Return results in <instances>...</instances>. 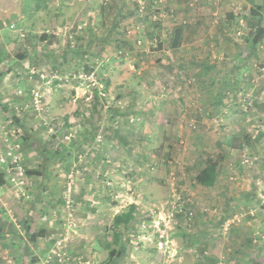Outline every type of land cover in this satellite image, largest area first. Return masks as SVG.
<instances>
[{
	"label": "rangeland",
	"instance_id": "1",
	"mask_svg": "<svg viewBox=\"0 0 264 264\" xmlns=\"http://www.w3.org/2000/svg\"><path fill=\"white\" fill-rule=\"evenodd\" d=\"M120 1L125 3V0L96 1L109 10L105 16L107 22L102 15L91 12L88 0H42L43 9L37 14L22 12L24 0H0V42L12 43L4 48L10 54L7 64L20 54L36 52L29 64L14 62L17 63L15 75L3 85L0 82V97L8 102L0 100V177L6 181L0 189V205H3L0 219L20 225L23 217L18 205L32 200L34 211L39 212L50 204L58 215L62 214L58 218L66 220L68 228H77L78 219L84 221L81 215L84 212L76 206L75 198L87 200L82 190L88 184L89 188L101 189L88 198L97 206L94 216L101 219L97 236L104 239V250L95 255L96 251L84 248L80 264H102L118 249L123 251L122 257L111 264H251L253 261L264 264V135L245 149L237 147L240 134L256 136L259 130L264 132V41L256 45L255 51L249 46L255 24L264 27V16L259 19L255 14L262 0H235L236 3L180 0L186 17L180 13L185 12L183 8L167 13L165 9L169 5L166 6L165 0H158L159 3L154 0L152 4L147 0L148 8L143 12L136 9V0L133 3L126 0L127 13L118 15ZM31 2L33 6L39 1ZM188 12L191 14L187 15ZM185 19L187 22L183 23ZM111 24L114 27L109 29ZM96 25L97 30L91 33L97 37V43L92 48L86 47L90 29ZM180 25H186V38H190L184 47L194 55L186 63L173 62L170 57L156 58L154 51L168 45L169 30ZM85 49L91 51L87 54ZM109 51H112L110 55ZM204 52L214 61L200 63ZM133 60L138 62L136 77L142 88L146 83L153 85L152 90L164 92L176 82V73L185 76L184 84L186 77L187 83L193 80L189 84L194 94L191 102L184 98L175 107H169L171 110L162 112L161 122H168L175 115L179 116L178 123L158 128L151 141L141 133L129 139L125 130L119 133L120 119H114L118 109V114L131 112L132 100L126 97L129 91L125 90L129 86L124 83L132 82L129 78L136 70ZM18 70L20 74H16ZM157 72L161 78L155 79ZM210 91L212 98L218 95L219 109L206 114L199 106H209ZM150 92H139L137 106L152 100ZM6 104L12 107L6 108ZM142 120L140 116L139 121ZM76 122L78 127H73ZM229 134L236 137L233 144L236 149L219 143L221 137ZM153 138L156 140L152 143ZM151 144L158 150L156 159L149 152ZM38 148L51 153L66 150V154L53 156L46 167ZM222 153L230 156L226 166L232 169L220 168V177L210 188L200 184L197 181L200 171L210 160L219 164ZM246 156L250 160L247 163L243 161ZM12 158L25 172L21 185L10 184ZM41 166L48 174L33 176L36 179L32 180L28 171ZM112 172L117 174L114 179L107 177ZM26 183L29 187L48 183L52 186L50 193H54L52 200L40 204L37 186L29 191V197ZM68 186H71L69 194ZM179 196L184 213L178 211L180 204L175 201ZM132 204L139 205L134 211L142 222L130 230L127 246L131 251L125 253L118 235L116 246L109 244L115 234L112 219L120 210H130ZM189 208L193 210L190 219L185 213ZM155 221L160 230H165L164 239L154 227ZM77 231L64 237L70 241L78 235ZM56 233L61 234L59 229ZM3 236L0 264H47L49 255L58 249L66 250L69 255L65 240H61V247L53 245L46 255L42 254L46 250L43 245L36 249L38 254L30 246L33 254L28 250L23 254L13 249L9 252L10 237ZM159 240L170 252L157 249ZM69 257V261L55 264H76L77 258L71 254Z\"/></svg>",
	"mask_w": 264,
	"mask_h": 264
},
{
	"label": "crops",
	"instance_id": "2",
	"mask_svg": "<svg viewBox=\"0 0 264 264\" xmlns=\"http://www.w3.org/2000/svg\"><path fill=\"white\" fill-rule=\"evenodd\" d=\"M24 1H25L24 2L25 6L23 7V10H22V12L24 14H33V13L37 14L40 10L43 9V6L41 5L42 0H38L39 2H37V4H34L35 6L34 5L30 6L32 3L31 2L32 0H24ZM88 1L92 5L89 7H90L91 12L94 13V15H102L104 17V19H105V16L109 15V10L107 8H105L104 5L100 6L96 2L97 0H88ZM146 1L147 0H138V2H137V0H136V3H135L136 7H137L136 9H138V11H139L142 4H144L143 6H144V9L146 11V9L148 8L147 5L145 4ZM148 1L151 2L150 4H152L154 0H148ZM165 1H166V6L169 5V6H167V9H165L167 13L173 12L172 9H174L176 11V8H178V9L183 8L185 10L183 5L179 4L180 0H165ZM181 1H183V2L185 1V3H186V0H181ZM236 1L239 2L240 0H236ZM126 2H127L126 0H125V3L120 1L121 4L119 5V7H117L118 15L127 13ZM131 2L133 3L134 0H131ZM139 2H140V4H139ZM155 2L159 3L158 0H155ZM232 2L236 3L235 0H232ZM242 2H245V0H242ZM104 3H107V2H104ZM42 4L44 5V3H42ZM177 4H179V5H177ZM237 6L240 7V4H237ZM237 6L235 9H238ZM97 7H99L100 10L97 9ZM115 8H116V6H115ZM87 10L89 12V8H87ZM167 10H169V11H167ZM202 12L205 13L204 10H201V13ZM180 13L183 14V17H186V10H185V12L181 11ZM189 14H191V13L188 12L187 15H189ZM154 16L156 17V15H154ZM170 16H174V15L172 13H170ZM186 22H187V19H185L183 23H186ZM174 24H175V22H174ZM109 26L111 27V28L108 27L109 29H112V27H114L113 24H111ZM97 28H98V25L92 27L90 29V33L92 32V30L93 31L97 30ZM103 30H105V29H103ZM178 30L180 31L179 40L177 41L178 44L172 45L173 38L176 34V31H178ZM169 32H170V40H169V42H167L168 45H167V47H163L160 50L154 51L157 53L156 58L170 57V59L172 58L173 62L186 63L187 62L186 60L190 56L194 55V54L191 55L192 50L186 51V48H185L186 42L188 43V39H190V38H188V39L186 38V35H187V33H185L186 32V25L174 26L173 28H171L169 30ZM241 32H242V30L239 29V33H241ZM189 34L191 36L190 31H189ZM96 39H97V37L95 35H92V33L90 35H88V40L85 44L86 47L90 46V48H92V46L95 43H97ZM197 40H198V38L195 37V41H197ZM98 41L102 42L103 39H98ZM11 44H9L8 42L7 43L6 42H0V82H2V85L6 83L5 82L6 79L11 78L12 76L15 75L14 74V71H15L14 68H17V67H14V66L17 65V63L14 64V62H19V63L21 62L23 65L29 64V62H33V60L35 58L34 54H36V52L33 54H31V52H29L28 54L27 53L20 54L19 58L21 60L19 58H17V59L12 60L9 64H7L8 61L10 60V58H9L10 54L7 53L4 48L7 47L8 45H11ZM108 46L111 48L110 44ZM201 46H202V44L199 45V47H201ZM182 47H184V48H182ZM85 51L88 54L91 50L85 49ZM119 51L121 52V50H119ZM111 52L112 51H109L108 54L110 55ZM249 54H250V52H249ZM203 56H204L203 57L204 59L202 61H200V63H203L205 61H207V62L209 61L211 63L212 61H214V60L211 61L209 59V58H211V56L207 52H204ZM233 56L238 57L237 54H233ZM106 58L109 61V57L106 56ZM248 58H249V56L247 57V59ZM135 59H137V58H135ZM164 59H168V58H164ZM133 61H134V66L136 67L135 68L136 70L134 72H132L133 74L131 73L132 76L129 78L132 80V82L130 84L128 82L124 83L125 85L129 86L125 90L129 91V95H126V97H129L132 100V103H131L130 108H129L131 110V112L128 115H126V113L118 114L119 113V109H118L117 110L118 113L116 114L114 119H116L117 121H119V119H120L121 129L119 130V133L120 132L122 133L125 130V132L128 133L127 137L129 139H131V137L136 138V133H141V134H143L145 139H148L149 141H151L152 137L155 135L156 130H158V128H162L165 126L167 127V125L171 126V124H173V123H178V121L180 120V119H178L179 116H175V115H172L170 117V119H168V122H165V120H164V122H161L160 119L162 117V112L164 110L166 112L168 110H171L169 107H171V106L175 107V105L177 103H181L184 100V98H186V102H191L190 99H191V97H193L194 94L192 92V88L189 87L190 86L189 84H192L193 80H190L187 83L188 78L186 77V83L184 84L185 76L183 74L176 73L174 76L176 79V82L174 83V85L172 87L166 88L168 90H166L164 92H160L158 89L152 90L153 85H147L146 83L144 84V86L142 88V86H140V80L137 81V77H136L137 73H138V71H137L138 67L136 66V63L138 64V62L136 60H133ZM151 61H153V59ZM168 61H169V59H168ZM3 65H7V66L4 67ZM23 72L27 73L28 71L23 70ZM146 72L148 75L149 72L148 71H146ZM20 73L21 72L18 70L16 74H20ZM140 73H141V71H140ZM142 75H144V76L146 75L145 71L142 72ZM108 76L110 78L112 77L110 74ZM150 76L151 75H149L148 78ZM156 77L161 78V75L157 72L155 75V79H156ZM20 78H23V77H20ZM192 78L195 80V77H192ZM4 89L6 90L7 88H4ZM146 90L152 91V92H150L151 94H153V95H151L153 97L152 100L147 102L142 107H141V105L137 106L136 101H140L139 92L140 91L141 92L146 91ZM126 91H122V93L126 94ZM168 97L170 99L172 97H174V99L170 100ZM163 99H167V100H163ZM0 100H2L3 103L7 102L2 97H0ZM218 101H219L218 95L215 94L214 97L212 98L211 97V91H210L208 93V98H207V102H208L209 106H205V107L199 106V107L202 111H204V113L206 112V114L207 113L210 114L211 110L215 111V110L219 109L218 105H216V103ZM212 103H214L213 107H212ZM6 105H7L6 108H8V109L10 107H12V105H8V104H6ZM139 107H141V108H139ZM136 108H139V109H136ZM141 109L143 111H141ZM120 115H121V117H120ZM227 115L229 116V114H227ZM140 116L143 117V120H142L143 123H141L142 121H139ZM145 117H147V119H145ZM175 119H176V121H174ZM226 120L228 121V119H226ZM169 121H171V123H169ZM77 123H79V122H76L73 125V127H78V126H76ZM231 123H233V120H231ZM116 125L118 127L117 122H116ZM142 127L144 129H142ZM233 135L234 134H229L228 136L221 137V140L219 143L222 145H226V146H227V144H229L230 145L229 148L233 147L236 149V147L233 145L236 137ZM250 135L252 136V134H249V135L248 134H243V135L240 134V136H239L240 142L237 144V147H239L240 149H245L247 147V145L250 146V144H253L254 142L256 143L257 141H259L260 138H262V136L264 135V132H263V130H259L258 134L256 136H252L254 138V140L250 139V138H252ZM231 136H233V137H231ZM241 136H243L246 140L243 139ZM155 137H157V136H155ZM154 140H156V139L153 138L152 143L154 142ZM78 141H80V139H78ZM147 142L144 141V143H147ZM152 147H153V145L151 144V150H149V152H150L151 156H154L153 158L156 159V156L158 155V150H157V148H152ZM249 149H252V147H250ZM142 154H145V152H142ZM227 160L231 161L230 156H228L227 153L219 154V160H218L219 164L217 163V171H216V173H217L216 177L217 178H216V180L220 177V175H219L220 174V168L225 167L227 169H232V168H229L228 166H226V164L228 163ZM92 168H95L94 165L92 166ZM33 171H37L38 173L37 172L29 173V174H31L30 178H33L32 180L36 179V177H33V176L37 175L38 177L39 176L42 177V176L48 174V172L42 166L36 170H33ZM88 175L91 178L90 172H88L87 176ZM116 176H117V174L112 172L111 174H108L107 177L110 179H114V177H116ZM3 181H5V180H3V176H1L0 177V189L1 190L6 185V181L4 184H2ZM35 186L38 187L39 184H36L33 187H29V185L27 186V192L29 194V197H30L29 191H33ZM53 188H56V187L53 186ZM115 188H117L116 185H115ZM38 190H39L38 191L39 192L38 198H39L40 204L42 201L46 202V204H47L48 199L52 200L54 193H50L52 191V186H48V183H45L42 186L38 187ZM118 190L120 192L122 191V189H117V191ZM100 191H101V189L97 190L94 186L92 188L91 187L89 188V186L87 184L85 190H82V192L86 193L87 200L82 199L79 196L77 198H75L76 199V201H75L76 206H80L81 210L84 212L83 214H81V215H83L84 221L81 218L78 219V222H79L78 227H77L78 229L76 227L68 228L69 225L67 224V221L66 220L65 221L60 220L62 218V216H61L62 214L58 215L55 208L50 206V204H47L46 206H44L43 210L36 212L33 209H31L32 200H30V201L27 200L26 202H23V204L18 205L19 212H20L21 216L23 217L21 222H19L21 227H20V225L15 224L14 221L9 222L7 220V223H5L3 220L0 219V237H3L2 239H4L3 235H8L11 238V241L9 240L10 238H8V241L11 242L9 252L11 251V249H13V251L17 250L19 253L23 254L26 250H28V253L33 254V252L37 253L36 249L39 247V245H43L46 250H44V252L42 254L46 255V254H48L51 247H53V245H56V244L58 245L59 240L57 241V243L55 242V240L62 237L60 240H62V239L66 240L64 245L66 244V247H67L66 249L69 250V255L71 254L72 258H74V259L77 258L78 261L76 262V264H80L79 262H81V259H82L81 256L84 253L83 252L84 248L87 250H90V251L94 250V251H96L95 255H100L102 253V250H104V246H103L104 239L102 237L97 236L98 231H100L98 226L101 223V219L98 216L97 217L94 216V215H97V213H96L97 206L93 205V202H90V200L88 198L89 196L97 195L98 192H100ZM47 194L50 195V198L49 197L47 198ZM23 200H24V198H23ZM50 202H52V201H49V203ZM1 206H3V205H0V207ZM130 206H133V209H132L131 219L128 222H123V223H120L119 225H117L114 222L115 216L117 214L125 212L126 210H122V211L120 210V212H117L116 214L113 215V219H112L113 223L112 224H113L115 234H114V236H112V238L114 239V241H112V243L108 241L110 246H112V244H113V246L114 245L116 246L115 239L117 238V235H118L120 240L122 239L121 240V241H123L122 243H124V245H125L122 247V249H124L125 253H128L129 251H131V249L128 248V246H127V240H128L129 235H130V230L133 227H135L136 223L142 222V218L141 219L139 218V220H137L136 215H135V211H134L136 208L139 207V205L138 204H132ZM112 208H114V207H112ZM1 209H3V207ZM59 216L61 218H58ZM92 216H94L95 218ZM13 222H14V224H13ZM53 223H55L57 225L52 226L51 224H53ZM59 223H62V224L64 223V226H62V224L59 225ZM112 224H111V227H112ZM61 227H63V228H61ZM8 228H11V231L10 230L6 231V229H8ZM57 229L60 230V232H61L60 235H58L59 233H56ZM71 231H77L78 235L73 236L70 239V241H68L67 237L65 238L64 235H67L68 232H71ZM34 233H36L38 236L34 239H31L30 235L34 234ZM116 233H118V234H116ZM108 236H109V238H111L110 235H108ZM19 238H22V241H19V240L15 241L16 239H19ZM21 242H23L22 243V244H24L23 246H20ZM29 246L33 248V252H32V250L29 249ZM21 249H23L24 252H22ZM112 252H114L112 254L113 257L110 258L108 256L107 257L108 260L102 261L101 262L102 264L117 263L118 259L120 257H122L123 251L118 249L117 251L114 250ZM24 256L26 257L27 255L25 254ZM89 259H91V258H89Z\"/></svg>",
	"mask_w": 264,
	"mask_h": 264
},
{
	"label": "trees",
	"instance_id": "3",
	"mask_svg": "<svg viewBox=\"0 0 264 264\" xmlns=\"http://www.w3.org/2000/svg\"><path fill=\"white\" fill-rule=\"evenodd\" d=\"M254 14V12H253ZM257 18L261 19L263 16H264V0H262V2L257 6V9H256V12H255ZM256 25V29L254 30V36H253V40L251 42V45L250 46V49H252V51H255L256 49V45H259V44H262L263 43V39H264V27H261V25H258V24H255ZM255 28V27H254ZM179 35H180V31H176V34L173 38V41H172V45H177V41L179 40ZM248 46V47H249ZM261 46V45H260ZM239 57V56H238ZM207 62V61H205ZM207 63H210L209 61ZM207 65V64H205ZM209 66V65H207ZM39 149V152L44 156V164H46V167H47V164L49 163L48 161L50 159H52L53 156L55 155H65L66 153V150H60V151H56L54 153H51V152H48L47 150L45 149ZM217 164L212 162L211 160L209 161V163H207V165L200 171V173L198 174L197 176V181L204 185V186H212L214 185L215 181H216V176H217ZM29 173H33V172H37V171H33V170H29L28 171ZM38 173V172H37ZM132 209H133V206H131L130 210H128L127 212H122L120 214H117L114 218V222L119 225L120 223H123V222H128L130 219H131V216H132ZM116 226V225H115ZM38 235L36 233L34 234H31L30 235V238L31 239H34L36 238ZM24 244H20V246H23ZM24 252V251H22ZM114 252H112L110 254V258L113 257L112 254ZM58 263V261H55ZM54 262V264H55ZM251 264H257L256 261H253L251 262Z\"/></svg>",
	"mask_w": 264,
	"mask_h": 264
},
{
	"label": "built area",
	"instance_id": "4",
	"mask_svg": "<svg viewBox=\"0 0 264 264\" xmlns=\"http://www.w3.org/2000/svg\"><path fill=\"white\" fill-rule=\"evenodd\" d=\"M141 11L142 12L144 11V6L143 5L140 7L139 12H141ZM246 157L243 160L245 163L250 161L249 158L248 157L246 158ZM13 159L14 158H12L11 163L13 164V166L14 165L16 166L17 165V161L16 160L13 161ZM12 167L9 169V176H8L9 180L11 182L10 184L11 185H15V184L21 185V183L23 182V179L25 177V174H24L25 172H24L23 168H22V166H16L15 168H12ZM23 175H24V177H23ZM259 182H260V180L258 179L257 183H259ZM66 191L68 192V194L71 193V186L70 187L68 186L66 188ZM177 199H179V200H177ZM177 199L175 201L179 202V204H180V208H179L178 211L179 212L183 211L182 213H184L185 209L183 208L184 206L182 205L181 196H179V198H177ZM69 201H70V199L68 200V202ZM175 205L176 204H173V206H175ZM185 213H186V216L188 217V219H190L192 217V215H193V210L191 208L186 209ZM154 227L155 228L157 227V229H159V231H160L159 236H160L161 239H164L166 237V232H165V230H160L158 221H155ZM62 240H65V239H62ZM60 243H61V240L58 241V246L59 247H61ZM165 243L167 244V241H165ZM156 246H157V249L160 252H170L169 250L165 249L164 242L162 240H159L156 243ZM58 250L49 255V258H48L49 260L47 261V264H54L55 261H58V262H61V263L69 261L70 257L68 255L67 251L62 250V249H58Z\"/></svg>",
	"mask_w": 264,
	"mask_h": 264
}]
</instances>
